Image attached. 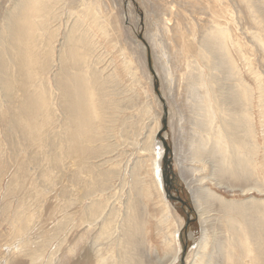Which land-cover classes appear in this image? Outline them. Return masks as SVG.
<instances>
[{
  "label": "bare ground",
  "instance_id": "bare-ground-1",
  "mask_svg": "<svg viewBox=\"0 0 264 264\" xmlns=\"http://www.w3.org/2000/svg\"><path fill=\"white\" fill-rule=\"evenodd\" d=\"M48 1L49 0H15L10 11L3 15L4 19L2 20L4 24L3 28H4L5 34L2 36V42L0 40L1 42V45H0V71H1L0 72L1 74L0 75V85L2 86V89L5 92V96L10 97V98H12V95L13 94L15 95L17 91L21 90L23 85L27 87L26 91L20 92V94L18 93L16 94L17 96L16 100L13 99V102L11 101L13 107L15 108L14 109L15 112H12V114H10L9 117L12 119H10V121L8 122V125H14V127L16 128L21 126L20 130L23 131V134L22 135L20 134L21 137H30V140H29L30 143L26 142L27 144H29L28 147L29 148L40 147L37 149L39 151L46 153L47 161L49 162L53 161L52 163H55L57 167L62 166L65 162L72 165V167H74V175H76L80 179L81 183L83 184L85 183L84 188H83L84 192L78 191L79 199H82V195L91 197V196L96 195L97 191H100V192L107 191L110 184L107 183L109 186L105 184V182L107 181L105 176L108 173H111L113 175L116 174V169L114 168H110L102 172H96L95 171L96 167L94 165H91L92 163L89 162V160L92 158H100L105 153H108V154L109 152L112 153V151L116 149L117 145H115V143L114 144L109 143L107 145L97 144V146L94 144H93L94 146L91 145L92 141H94L95 139L98 140V142L100 141L99 138H96V136L97 134H99L100 130H102L100 123L103 121L102 116H105V112L102 113V109L107 108L105 96H106V93H109V91L107 90L106 86L109 83H112V80L109 78L102 77L103 73L99 72L98 69H87L89 66V64L87 65L88 55L91 53L92 49L95 47L96 44H94V42L96 41L92 42L93 30L90 29L92 31L91 32L87 29V27L85 28L84 22L85 21L91 22L92 24L91 23L90 24L100 29L103 34L105 33L104 28L107 27L108 31H111V28H108L109 26L107 22L103 20L99 21L97 15L95 14V11L91 8H88V7H93L95 2L97 5L98 0H90L89 2L90 4L86 7L84 6L83 10L79 8L81 9V11H78L75 9V11L77 12H73L72 7H70L71 8L70 17H73L74 19L69 20V21L65 20L64 22L65 23L63 26L64 29L62 31L63 36H62V39L60 38L61 39V42L59 44L60 47H59V50H57L58 53H57L56 61H58V65L56 68L58 69V71L53 75V80L56 82L55 84L57 85V88H59L60 90V95H57L58 97L56 99V102H54L53 100L52 102L54 104L59 105L60 107L62 117L60 118V120L58 119V122L62 125V128L64 129V131H62V137L60 139V142L57 148L59 149V152H54L53 154L49 153L47 150L49 148L47 149L45 148V145H46L45 143L47 142V137L45 133L49 131L48 124H50L49 122H52V120L50 119L48 122L45 120L47 119L48 116H50V114L52 115L53 108H52L50 97H48V95H45L44 92L40 90L41 87L43 86L40 83L36 82V79H37L36 75H40L42 73V77L43 79H45L46 74L50 71L52 67L51 64L55 62L53 60L54 57H52V54L55 48L54 45L56 44V41H57L56 39L58 38V36H60L59 34L61 33V29L59 25L57 24V22L60 20L61 13L59 12L60 10L57 11L55 7L53 6V3L58 2L59 0H52V4L51 2L49 3ZM82 1L84 2V0ZM241 2L245 5V7L243 6L242 10L246 8L245 11L246 13H248V16L255 28L254 30L251 28V35H252L253 41L256 42L255 45H258L259 51L261 52V54L264 55V0H241ZM212 5L213 6L211 5L208 6L211 25L208 26L207 32L202 31L203 34H205V38L203 39L202 37L201 39L203 40L201 43H199V50L201 52H204L206 56L205 61L207 63V66L209 67L208 68L209 75H207L204 79L201 77L203 79L202 80L201 78L199 79L195 75H193L194 74L192 71L193 68L191 67H189L191 69H188V68L185 69L186 71L189 72V75L188 73H185V71H183V75L186 74L185 77L187 78L186 86H187L188 91L190 92L189 97L191 100L190 99L189 100L193 103L191 106L194 109L193 117L195 121L193 124L194 126L192 125L193 126L192 127L193 136L190 137L189 147L191 146V148L188 151L189 156L187 157L186 155H184L183 150L181 149V147L178 146L177 148L178 160L180 158L182 159V161H180V163H177V164L179 165L181 175L184 176L183 174L185 173L183 172L189 171V174H191L190 172L193 173V171H190V169L188 170L189 167L185 163L186 161H189V163L199 162V161L204 163L206 162L204 158L208 159L209 161L211 160V163H208L211 165L213 164L212 166L213 171L211 174L218 177V179L220 180L223 178V181L227 186L226 188L233 190L235 188V185H238L236 184L235 179H237L238 183H239L238 180L247 179L242 169V166L247 168V165H246L247 163L246 164L242 163L241 165V161L243 160L242 154L244 155V153H246L247 155H250L251 153H254L255 151H257L261 147V145L258 144L257 130H256L255 122H254V115L251 111V109L253 108L251 107V105H249V102L251 101L252 96H254V94L252 95V88L250 87V84L246 82V80L243 78V71L239 69V67L236 65V61L234 59L236 56L233 58L232 54L230 53V50L233 49L239 55L241 61H243V64L246 67V69L244 70H246L247 74H249L250 76L248 77L252 78L255 81V86L257 90L256 96L259 101V104L263 103V108H260L259 104L258 105L256 104L257 106L255 108V109L258 108V113H259V118H260L259 123H260L261 133L263 137V147H264V78L263 79L261 78L254 64L256 56L254 55V52L252 50H255V49L250 47L251 49L245 51L244 46L246 42L242 41L240 38L236 36L235 37L233 36L232 29L229 26V24H227L228 21H226V25L224 26H222L221 23L219 22V19H218L219 16H223L226 10L229 8L232 9V7L230 6L226 10L224 9V11L220 12L219 9L214 6V4ZM164 9L166 8L164 7ZM233 10L231 11L233 12ZM182 12L184 11L182 10ZM73 14H75V17ZM174 24H176V22ZM248 26H250V24ZM176 27H177V24H176ZM194 27L197 28L195 24H194ZM199 28L200 27H198V29ZM177 32L178 30L176 31L175 35L178 36ZM192 33L189 36H192ZM194 35L192 36L193 38L195 37ZM189 36H188V40H189ZM191 39L192 38H190V40ZM192 41L194 40L192 39ZM248 42H249V39H248ZM179 45H182V43ZM229 46H231V48H229ZM37 47H38V50H37ZM189 49H190L189 46H185V50L189 51ZM5 53L8 54L7 57L4 56ZM195 55L196 54L192 56L189 55V56L190 57L194 56L195 58ZM42 56H43V60H41ZM187 56L185 57V60ZM124 59L126 58L124 57ZM202 60L203 59L201 58V61ZM129 61L132 62L131 60ZM125 62H128V59L127 61H123L124 64ZM195 62L198 63L197 61ZM148 63H149V60H148ZM9 66H15L17 69H12L13 72L11 71L10 73H8V71L10 70L8 69ZM194 66H195V63H194ZM91 67L93 68L94 66L91 65ZM129 68L131 67L129 66ZM125 71L127 70L125 69ZM165 73H168V72H165ZM174 76H172V79L174 78ZM199 84L205 87V92L203 94L201 90L199 92L197 88H195V86L197 85L199 86ZM122 100L124 99L116 98V103H114L115 104L114 109L116 112L121 110ZM5 114L7 113L2 112V115H1V118L3 117L2 119L7 117ZM177 121L178 123L182 121V117H179V120ZM102 124H105V123H102ZM11 129L12 128H10V130ZM182 129H183V126H180L178 127L177 130L182 131ZM153 134H155V130H153V133L150 134L143 142L148 148L152 142ZM6 136H8V134ZM17 137H18V134L14 132L12 137H10L11 143L16 142L15 139ZM25 140H27V138H25ZM121 144L123 145L124 143H121ZM19 145H22V144H19ZM142 149L144 150L143 147L141 148V150ZM51 154L53 155L54 160H51L52 158L50 159ZM162 154L164 155V153H162L161 147H158L157 155L156 154L154 155V163H153L154 166L153 167H155L154 169L155 171L153 169L151 170H153V173L155 172V176H153V178L154 177L155 178L153 180H154L156 189L161 197L163 210L166 211L162 213L163 216L161 215V217L156 218V222L158 221L157 225H159V227L158 226L157 227L159 228L160 233H162L163 235V241L166 246L165 248L166 251L163 256L157 257L155 263H158V264L164 263L170 259L169 264H174L179 259L180 251H179V247L177 244V240L179 236L180 227L182 226V222L180 219L179 221H177L178 219L174 216L175 214L174 215L167 214V212L168 213L170 212L168 209L171 206L162 190V189L165 190V187L163 188L161 187V184L165 183L160 173V171L162 172V170H164V167L162 168L160 166V159H161ZM1 159H0V190H1V181H2L1 175H3V173H5V170H6L5 165L3 164ZM138 159H140L139 156H138ZM244 159H246L245 156H244ZM82 160H85L87 164L83 163ZM249 161H250V158H249ZM142 162L144 163V161ZM143 163H141V159H140V161H137V163H135V165L131 167V169L133 168L134 170V172L132 170V172L134 173V175H132V177L134 176L133 180L135 184L138 183V185L135 188H132L133 189L132 191H134V196L131 195V189L129 190L128 194L130 196L128 198L126 197L127 200L124 203V209L122 213L118 212L114 208H111L110 210H106V202H103L100 199H96L95 197L94 199L91 198L89 202L90 204L87 206H80L81 203L79 204V206L78 205L73 206V208H76V209L73 212L69 213V215H73L74 213L79 212L80 222L78 221V226H80L84 222H85L84 223L85 225H97L98 226V224H100V231L103 234H107V233L110 234L111 233L110 231L114 227V223H117L120 225L119 226L120 232L117 238H119L118 241H119V246L121 247V250H122V258H120V260L118 261H116L113 258L115 262H113L112 264L114 263L145 264L146 259L143 260V257H146V255L143 253L142 250H145L144 248L146 249L148 248V250H151L150 243H148L149 241L147 239V235H148L147 223H148V219H150L152 215H150L147 212V208L146 210L143 208L145 204L142 206V201L140 202V198L142 199V197H148V193L145 189L143 180L141 178V176L143 175L140 176L139 174V170L141 169ZM13 164L15 163L13 162ZM205 165H207V162ZM198 167L197 169H199ZM53 168H54L53 165L51 167L49 165V168L47 167V169L44 171V174L47 173L49 175V173L53 170ZM48 170H49V173H48ZM27 172L28 170L25 169L23 162L20 161L16 163L13 176H10L9 181L7 182L6 185L4 184L5 187L2 193V200L7 198L10 194L15 193L14 191L15 185L18 184L24 176H27V179L30 181V184L34 183V182L33 183L31 182L30 176L28 175ZM227 172H231L233 177L235 176V179L231 180L229 179L231 177L227 178L228 177ZM80 173L81 174L83 173V178ZM79 174L81 175V177L79 176ZM213 175L212 177H214ZM189 176L191 175H188V177ZM202 177L204 180V176H201V178ZM62 179L63 178H61V181ZM79 179L73 181L71 178V181L69 182L71 184H76ZM202 182L203 181H201V183ZM217 182L219 183L221 181L217 180ZM52 185L54 186V183ZM187 185L190 187L193 201L200 214L199 223L201 225V237L199 241L197 242L196 248L193 251L191 250V252L186 256L185 258L186 264H264V218L262 220L261 219L257 220L258 214L257 215L255 214L256 212L255 205L256 203H258L257 201L258 199H254L253 197L252 198L250 197L251 199H244V200L225 199L221 197L219 194L214 193L212 189H210L212 191L210 192L208 188L206 187H200V186L192 187L191 186L192 184L190 185L189 182L187 183ZM220 185H222V183ZM241 185H245V184H243L242 182ZM241 185H239L240 188L242 187ZM20 186H23V185L20 184ZM33 188H34V184H33ZM67 188L68 187L65 186L66 191H68ZM243 188L244 186L242 187V189ZM26 189H29V187ZM61 189H64V187H62ZM34 190H35L34 191L35 196L38 195L42 197V196L47 195V190L43 187L36 186ZM16 191H17V188H16ZM63 195L68 196V194H63ZM72 195H75V194L73 193ZM168 197L171 198L170 193H168ZM13 199H15V195ZM79 199L77 198V200L76 199L74 200L79 202ZM67 204L69 205L70 203L68 202ZM74 204L76 203L74 202ZM112 207L114 206L112 205ZM144 207H146V205ZM59 208L60 207L58 206V209ZM10 210H11V205H10V202L7 201V211L9 212ZM23 211L24 210H22L21 208H19V206H17L16 210L12 214L15 219L20 220L19 223L12 222V225H13L12 226V231H13L12 236L15 241V243L13 244H14V247L17 249L18 253L23 254L28 264H36V262H38V260L41 259L42 255L44 254L45 248L48 246V242L52 236L50 232H54V230L50 229V232L49 230L48 232L45 231L46 234L44 235V238H39L43 240L38 244H33L30 238L32 237V235L31 236L28 235L29 233L28 231L31 226L30 224L31 217L29 214H25ZM222 212L225 214L226 219L223 216ZM101 214L103 215L105 214V215L103 217H100ZM43 215H46V214H43ZM47 217L49 218V216ZM58 218L60 219V216ZM72 218L74 219V216ZM99 219H102L100 223H99ZM47 220L46 221L44 220L46 224H47ZM61 220L62 218L60 219V221ZM172 222L176 225L173 229H170L169 225L172 224ZM57 223L58 225H56V228L62 229L61 227L62 225H60V222H57ZM217 223L220 226H222L224 230L230 231V232H225L227 234L228 233L231 234L227 239L222 240L221 236L219 238V235L217 234V232L214 231V226ZM52 227H55V225L53 226L52 224ZM115 228L117 230V227ZM62 230H64V228ZM95 247L97 246L95 245ZM56 249L51 250L49 254L47 253V259H48L47 264H52L51 263L52 256L56 254L58 250L59 252L61 250V249H58V250ZM121 250L119 249V251ZM67 251L68 253H71L73 252V249L69 248L67 249ZM152 251H150V253ZM59 252L57 254H59ZM3 254L4 256L0 260V264L2 263L13 264L14 263L15 259L11 253H9L8 251H3ZM66 256L68 255H62V256L58 255L55 264H62L66 260V258H68ZM87 256L89 259L92 257L95 263L94 248H92L90 252H87ZM149 262L151 261L149 260ZM94 263H91V264H94Z\"/></svg>",
  "mask_w": 264,
  "mask_h": 264
},
{
  "label": "rangeland",
  "instance_id": "rangeland-1",
  "mask_svg": "<svg viewBox=\"0 0 264 264\" xmlns=\"http://www.w3.org/2000/svg\"><path fill=\"white\" fill-rule=\"evenodd\" d=\"M14 1L15 0H0V40L1 42H2V36L5 34L4 28H3L4 24L2 20L4 19L3 15L10 11L12 5L14 4ZM85 1L86 0H84V2L82 0H59L58 2L53 3V6L55 7V9L57 11L60 10L59 12L61 13L60 20L57 22V24L59 25L61 29V33L59 34L60 36H58V38L56 39L57 41H56V44L54 45L55 48L52 54V57H54L53 60L55 62L51 64L52 67L50 71L46 74L45 79H43L42 73L40 75H36L37 77L36 82L40 83L43 86L41 87L40 90L43 91L45 95H48V97H50L52 108H53L52 115L48 113L50 114V116H48L47 119L45 120L47 122L50 119L52 120V122H49L50 124H48L49 131L45 133L47 137L45 148L46 149L49 148L47 150L49 153H52V154L54 152H59V149L57 148H58L60 139L62 137V131H64V129L62 128V125L58 122V119L60 120V118L62 117L60 107L59 105L54 104L52 102V100L56 102V99L58 97L57 95H60V90L59 88H57V85L55 84L56 82L53 80V75L58 71V69L56 68L58 65V61H56L57 53H58L57 50H59V47H60L59 44L63 36L62 31L64 29L63 26L65 24L64 23L65 20L69 21V20L74 19L73 17H70L71 16L70 7H72L73 12H77L75 11V9L78 11H81V9L82 10L84 9V6L86 7L90 4L89 3L90 0L89 1L87 0L86 2ZM48 2L49 3L51 2L52 4V0H49ZM209 4L211 6H213L212 4H214V6L218 8L220 12L224 11V9L226 10L230 6L232 7V9L231 8L227 9L226 12L223 14V16H219L218 18L219 22L221 23L222 26H224L226 25V21H228L227 24H229V26L231 27L233 36L234 37L236 36L240 38L242 41L246 42L244 46L245 51L251 48L255 49V50H252L254 52V55L256 56V57L254 56L255 57L254 64L256 66L257 72H259V75L263 79L264 78V55L261 54V52L259 51L258 45H255L256 42L253 41V38L251 35V28L253 30L255 28L248 16V13H246L245 11L246 8L242 10L243 6L245 7V5L241 2V0H238V1L237 0H229V1L227 0H98L97 5L95 2L93 7H88L95 11V14L97 15L99 21L103 20L107 22L109 26L108 28H111V31H108L107 27L104 28L105 33L103 34L100 29L96 28L94 25L92 26L91 22L89 21L84 22L85 28L87 27L89 31L93 30V32L91 31L93 33L92 42L94 41L97 42V43L94 42V44L96 45L92 49L91 53L88 55L87 65L89 64V66L87 69H98L99 72L103 73L102 77L109 78L112 80V83H109L106 86L107 90L109 91V93H106V96H105L107 108L102 109V113L105 112V116H102V120L104 122L102 121L100 123L102 130H100L99 134H97L96 136V138H99L100 143L98 142V140L95 139L94 141H92L91 145L94 144L97 146V144L107 145L109 143H113V144L115 143V145L117 146H116V149L112 151V153L111 152H109V154L105 153L100 158H92L89 160V162L92 163L91 165H94L96 167L95 168L96 172H102L110 168L116 169L115 175L108 173L105 176L107 180L105 184L107 183L110 184V186L107 184L109 186L107 191H103V192L97 191L96 195L91 196V197L82 195V199H79L78 191H83L85 183L84 184L81 183L80 179L76 175H74V167H72V165H70L67 162H65L62 166L57 167L55 163H52L53 161H50V162L47 161L46 153L39 151L37 149L40 147H36V148L28 147L29 144H27L26 142L30 143L29 142L30 137H21V135L23 134V131L20 130L21 129L20 125H18L20 127H17V128L14 127V125H8V122L10 121V119H12L9 117L10 114H12V112H15L14 111L15 108L12 105L13 99L16 100L17 99L16 94L17 93L20 94V92L26 91L27 87L23 85L21 90L17 91V93L15 92L16 94L15 95L13 94L12 98H10V97L5 96V92L2 89V86L0 85V159L2 158L1 161L5 165V169H6L5 173L1 175L2 181H1V190H0V197H1L0 198V229H1L0 230V235H1L0 237V260L4 256L3 251H8L14 257L15 264H28L23 254H19L13 244L15 243V241L12 236V233H13L12 222L13 223L20 222V220L15 219L12 215L13 212L16 210L17 206H19V208L24 210L23 212L25 214H29L31 217L30 219L31 226L28 231L29 232L28 235L30 236L32 235V237L30 236L29 237L31 238V241L33 242V244H38L43 240L39 238H44V235L46 234L45 231L48 232L49 230L50 232V229L54 230V232H50L52 236L48 242V246L45 248L44 254L42 255L41 259H39L40 262L38 260L39 263L36 262V264H47L48 263L47 253L49 254L51 250H55L56 248H57L56 250L58 249H61V250L60 252L59 250L56 252V254L58 252L59 254L57 255L54 254L52 256V260H51L52 264H55L58 255L60 256L68 255L66 256L68 258H66V260L64 261L67 264L94 263L92 257L89 259L87 256V252H90L92 248H94L95 250V263L94 264H112L113 262H115V260L116 261L120 260V258H122V250H121V247L119 246V241H118L119 238H117L120 232L119 224L114 223V227L112 229L113 231L111 230L110 234L108 233L103 234L100 231V224H98V226L97 225H85L84 224L85 222H84L80 226H78V221L80 218L79 212L74 213L73 215H69V213L73 212L76 209V208H73V206H76V205L79 206L80 203H81L80 206L89 205L91 198L94 199V197L96 199L102 200L103 202H106V210H110L111 208H114L118 212L122 213L124 209V203L126 202L127 198L130 196L128 194L129 190L131 189V195L134 196V191H132L133 190L132 188H135L138 185V183L135 184L133 180L134 176L132 177V175H134L133 173L134 170L133 168L131 169V167H133L135 163H137V161H140L141 159V163H143L142 161H144L145 164L144 163L142 164V167L139 170V174L140 176L143 175L141 176V178L143 180L145 189L148 193V197H142V199L140 198V202L142 201V206L144 204L146 205V207H144L145 206L144 205L143 208L145 210L147 208V212L150 215H152V217L148 219V223H147V228H148L147 239L149 241L148 243H150L151 250H148V248L147 249L144 248L145 250H142L141 248V250L146 255V257H143V260L146 259L147 264L148 263L150 264L151 262L153 264H158V263H155V261L158 256L161 257L164 255L166 251L165 249L166 246L163 241V235L162 233H160V230L158 228L159 225H157L158 221L156 222V218L161 217V215L163 216L162 213L166 211L163 210L161 197L156 189V186L153 180L155 178V177L153 178V176H155V172L153 173V170L155 169V167H153L154 166L153 163H154V155L155 154L157 155L158 147H161L162 153H164V149H165L164 142L170 149L167 155L171 159L170 160L171 166H172L171 172H173L172 175L171 174L168 175L170 184L172 185V187H170L171 198H169L168 193H166V191L162 189L164 195L166 196L171 206L168 209L170 212L169 213L167 212V214L168 215L175 214L174 216L178 219L177 221H179L180 219L182 222V226L180 227L179 236L177 240V244H178L179 251H180L179 259L174 264H186V259H185L186 256L191 252V250L193 251L196 248L197 242L199 241L201 237V225L199 223L200 214L193 201L190 187L187 185L188 182L190 183V185L192 184L191 185L192 187H195V186L206 187L208 188L210 192H212L210 190L212 189L214 193L219 194L221 197L225 199L244 200V199H251L252 197L254 199H258L257 200L258 203H256L255 205L256 206L255 214L256 215L258 214L257 220H260V219L262 220L264 218V215H263L264 214V147H263V137H262L260 123H259L260 118H259L258 108L255 109L256 106L259 104V101L256 96L257 90L255 86V81L252 78H249L250 77L249 74H247L246 70H244L246 69V67L243 64V61H241L239 55L233 49L230 50V53L232 54L233 58L236 56L234 58L236 61V65L239 67V69L243 71V78L246 80V82L250 84V87L252 88V95L254 94V96H252L251 101L249 102V105H251V107L253 108L251 109V111L254 115V122H255L256 130H257L258 144L261 145V147L257 151H255L254 153H251L252 155L251 154L247 155L246 153H244V155L242 154L243 160L241 161V165L242 163L243 164L247 163L246 164L247 168L242 166L243 172L245 173L247 179L238 180L239 181L238 183L237 179H235V176L233 177L231 172H227L228 174L227 178L231 177L229 179L231 180L235 179L236 181L235 180L234 181L236 182V184H238V185H235V188L233 190H230L226 188L227 186L224 183L223 178L220 180L218 179V177L211 174L213 171L212 170L213 164L212 165L208 164V163H211V160L209 161L208 159L204 158L205 161L207 162V165H205L206 162H204V160H203L204 163H202L201 161H199L201 163L199 162L189 163V161L185 160L186 161L185 163L189 167L188 170L190 169V171H193V173L190 172L191 174H189L188 170H187L188 172H183L185 174L183 173L182 174L185 177L181 175L179 165L177 164V163H180V161H182V159L180 158L178 160V153H177L178 146L181 147L184 155H186L187 157L189 156L188 151L191 148V146L189 147L190 137L193 136L192 127L194 126L193 124L195 121L193 117L194 109L191 106L193 103L190 101L191 100L189 97L190 92L188 91L187 86H186L187 78L185 77L186 74L183 75V71H185V73H188L189 75V72L186 71L185 69L193 68L192 69L194 73L193 75H195L199 79L201 77L204 79L207 75H209V70H208L209 67L207 66V63L205 61L206 56L204 52H201L199 50V43H201L202 40L205 38V34H203L202 31L207 32L208 26L211 25L210 15L208 11L209 10L208 6H210ZM164 7L167 10L164 9ZM182 10L184 12H182ZM231 10H233V12L235 13H233ZM105 13H107L109 16ZM73 15L75 17V14ZM175 22L177 24V27H176V24H174ZM194 24L197 28L194 27ZM249 24L251 27L248 26ZM198 27L200 28L198 29ZM247 29L250 31H248ZM177 30H178L177 32L178 36L175 35ZM190 30L192 31L194 30L193 33ZM191 33H192V36L196 34L194 35L195 36L194 38L196 40L192 36H189ZM188 36H189V40H188ZM202 37L203 39H201ZM190 38H192L196 42L192 41V39L190 40ZM248 39H249V42H248ZM1 42H0V45H1ZM180 42L182 43V45H179L181 44ZM185 46H189L190 48L189 51L185 50ZM38 47H37V50H38ZM229 48H231V46H229ZM123 50L126 52H124ZM121 54L123 57L121 56ZM194 54H196L195 58L194 56L190 57ZM4 56L7 57L8 54L5 53ZM186 56L188 59L186 58L185 60ZM124 57L126 59H124ZM201 58L203 59L202 61H201ZM127 59H128V62H125L124 64L123 61H127ZM41 60H43V56ZM129 60H131L132 62H130ZM148 60H149V63H148ZM195 61H197L198 63H196ZM194 63H195V66H194ZM91 65H93L94 67L92 68ZM129 66L131 68H129ZM128 68L131 70V72ZM8 69H10L8 71V73H10L11 71L13 72L12 69H17V68L15 66H9ZM125 69L127 71H125ZM165 72H168V73H165ZM172 76H174L173 79H172ZM166 80L167 81L169 80V81L167 82ZM195 88H197L199 92L201 90L202 94L205 92V87L201 84H199V86L198 85L195 86ZM116 98L124 99L122 100L123 109L121 108V110L117 112L114 109L115 107L114 103H116ZM259 106L260 108H263V103L259 104ZM2 112L7 113L5 114L7 117H5L4 119H2L3 117L1 118ZM179 117H182V121L178 123L177 120H179ZM163 118L166 119L165 126L162 123ZM102 123H105V124H102ZM178 124L180 126H183L182 131L177 130L178 127H180ZM10 128H12L11 129L12 131L10 130ZM153 130H155V134H153L152 142L148 148L143 142L150 134L153 133ZM6 132L8 136H6L7 135ZM14 132L18 134V137L15 139L16 142L11 143L10 137H12ZM25 138H27V140H25ZM121 143H124V144L122 145ZM17 144L18 145L22 144V145L18 146ZM22 147L24 148V150ZM142 147L144 148L145 151L143 149L141 150ZM52 154H51L52 157L50 156V159L52 158L51 160H54L53 159L54 157ZM138 156L140 159H138ZM244 156L246 159H244ZM249 158H250V161H249ZM20 161L23 162L25 169L28 170L27 173L30 176L31 182L32 183L34 182L33 183L34 188L36 186L45 188L47 190V195L49 194L48 196L47 195L42 196V197L38 195L35 196V192H34L35 190L33 188V184H30V181L27 179V176H24L22 180L18 184L15 185V189H14L15 193L13 191L14 194H10L9 195L10 197L8 196L4 200H2V193H3L4 187L9 181L10 176H13L14 174L16 163ZM82 161L83 163H86L85 160H82ZM13 162L15 164H13ZM49 165L50 167L52 165L54 167L53 170L50 172L51 174L49 173V170H48L49 175L47 173L44 174V171L47 169V167L49 168ZM160 166L162 168L164 167L163 154L161 155ZM197 167L199 169H197ZM80 174L79 176L81 177L82 175V178H83V173L81 175ZM188 175H191V176L188 177ZM212 175L214 177H212ZM201 176H204V180H203V177L201 178ZM61 178H63L62 181H61ZM71 178L73 181L77 179L79 180L77 181L76 184H71L69 182L71 181ZM217 180L221 182L218 183ZM197 181L200 183H198ZM201 181L203 182L201 183ZM242 182L245 185H241ZM51 183L52 184L54 183V186ZM67 183L71 186H69ZM221 183L222 185H220ZM20 184L23 186H20ZM166 185L167 183H163L161 184V187L163 188ZM239 185H241L242 187L244 186V188L243 189L242 187L240 188ZM65 186L68 187L67 188L68 191L65 190ZM167 186L169 187V185ZM28 187L29 189H26ZM62 187H64V189H61ZM16 188H17V191H16ZM71 193L72 194L74 193L75 195H72ZM63 194H68V196H65ZM14 195H15L16 201L15 199H13ZM175 196L180 197L184 201V203H181L180 201L174 199ZM77 198L79 199V202L76 201ZM7 201H9L11 205V210L9 212L7 211ZM73 201L76 204H74ZM68 202L70 203L69 204L70 206L67 204ZM112 205L114 207H112ZM58 206L60 207L59 209H58ZM43 214H46V215H43ZM222 214L226 219L225 214L223 212ZM104 215L101 214L100 217H103ZM47 216H49V218ZM59 216H60V219L62 218L61 221L58 218ZM73 216H74V219L72 218ZM43 219L45 221L48 219L47 224ZM101 220L102 219H99V223ZM57 222H60V225H62L61 227L62 229L64 228V230L56 228V225H58ZM52 224L53 226L55 225V227H52ZM175 225L176 224L172 222V224L169 225L170 229H173ZM115 227H117V230ZM214 231L217 232V234L219 235V238L221 236L222 240L227 239L231 235L229 233L228 234L225 233V232H230V231L224 230V228H222V226H220L218 223L215 224ZM9 232L11 233V235ZM59 240L60 241L62 240L61 243ZM95 245L97 247H95ZM69 248H72L73 252L68 253L67 249ZM119 249L121 251H119ZM150 251L152 252L150 253ZM97 257L99 258V260ZM149 260L151 262H149ZM64 262L62 264H65ZM169 263H170V259L167 260V262L159 263V264H169ZM114 264H118V263H114Z\"/></svg>",
  "mask_w": 264,
  "mask_h": 264
},
{
  "label": "water",
  "instance_id": "water-1",
  "mask_svg": "<svg viewBox=\"0 0 264 264\" xmlns=\"http://www.w3.org/2000/svg\"><path fill=\"white\" fill-rule=\"evenodd\" d=\"M140 36V35H139ZM155 87V86H154ZM164 111H165V109H164ZM162 123H163V125L165 126L166 124V119L165 118H163L162 119ZM164 144H165V152H164V170H162V178H163V181L165 182V183H167V185H169V187L166 185L165 186V191L167 192V193H171V190H170V187H172V185L170 184V180H169V177H168V175L169 174H173V172H171V170H172V166H171V159L168 157V153H169V151H170V149H169V147L166 145V143L164 142ZM174 199H176V200H178V201H180L181 203H184V201L180 198V197H177V196H175V198Z\"/></svg>",
  "mask_w": 264,
  "mask_h": 264
}]
</instances>
